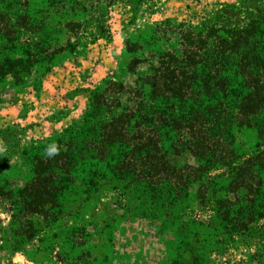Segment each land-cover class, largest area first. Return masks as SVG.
<instances>
[{"label":"rangeland","instance_id":"rangeland-1","mask_svg":"<svg viewBox=\"0 0 264 264\" xmlns=\"http://www.w3.org/2000/svg\"><path fill=\"white\" fill-rule=\"evenodd\" d=\"M86 1L67 0L62 9L59 0H0V13L8 17L0 16L5 72L0 70V264H264V218L243 233L231 234L217 218L215 204L200 202L196 184L172 205L160 190L151 192L141 181L115 175L106 167L113 161L86 162L72 173L55 222L23 213L13 220L19 189L32 177L29 150L64 129L44 130L36 112L41 92L60 75L70 77L71 88L59 98L71 107L81 104L71 124L86 112L92 92L107 81L119 80L132 89L138 75L155 63L154 54H179L187 32L197 34L202 25L215 21L218 26H242L264 14V0H98L95 10ZM23 14L45 18L44 37L39 29L29 32L21 25L17 18ZM69 20L75 23L65 25ZM48 49L53 53L50 62L23 71ZM143 90L147 92L145 86ZM77 96L82 99L75 101ZM115 97L122 107L134 104L133 96ZM55 118L53 114L46 121ZM166 131L162 145L170 162L196 165L186 148L172 155L175 136ZM233 133L239 153L255 152L253 131ZM95 169L100 178L92 186ZM226 175L217 168L204 181H212L206 184L208 191L233 201L226 194Z\"/></svg>","mask_w":264,"mask_h":264},{"label":"trees","instance_id":"trees-1","mask_svg":"<svg viewBox=\"0 0 264 264\" xmlns=\"http://www.w3.org/2000/svg\"><path fill=\"white\" fill-rule=\"evenodd\" d=\"M59 1L65 9L67 0ZM86 2L92 10L99 9L98 0ZM17 19L29 32L39 29L45 36L41 21L45 18L23 14ZM70 21L65 25L75 23ZM200 28L197 34L186 33L179 54H154L155 63L138 75L132 89L119 80L107 81L92 92L80 119L29 150L32 177L19 189L21 201L13 208L17 212L13 220L23 213L55 222L64 207L60 198L73 183L72 173L86 162L107 161H113L106 167L115 175L141 181L151 192L160 190L172 205L196 184L200 202L215 204L217 218L231 234L243 233L264 218V149H258L264 147V14L242 26H218L215 21ZM51 54L49 49L41 52L42 58L23 71L50 62ZM32 55L27 56L28 63ZM3 68L0 64L1 74ZM119 94L128 95L127 100L133 96L134 104L122 107L115 97ZM166 130L175 136L172 155L186 148L196 165L170 162L171 154L162 145ZM234 130L256 134L255 152L239 153ZM52 145L57 151L49 156L47 148ZM217 168L225 169L226 194L233 201L208 191L206 184L212 181H204V176ZM92 174L95 181L89 185L94 186L100 176L97 169Z\"/></svg>","mask_w":264,"mask_h":264},{"label":"crops","instance_id":"crops-1","mask_svg":"<svg viewBox=\"0 0 264 264\" xmlns=\"http://www.w3.org/2000/svg\"><path fill=\"white\" fill-rule=\"evenodd\" d=\"M70 77H65L64 74L60 75L59 78L54 80L53 84L44 89L39 98L37 99L39 117L42 124H44V130H49V132L57 129L61 130L65 128L80 112V105L76 103L75 106H68L66 103L62 102L60 95L67 92V89L71 88L70 86ZM82 99V96L75 97V101ZM77 99V100H76ZM40 110V111H39ZM47 113V114H46ZM36 114V113H35ZM34 114V117L36 115ZM43 114V115H42ZM55 114L57 118L53 120V123L46 121L47 116H52ZM48 132V133H49Z\"/></svg>","mask_w":264,"mask_h":264},{"label":"clouds","instance_id":"clouds-1","mask_svg":"<svg viewBox=\"0 0 264 264\" xmlns=\"http://www.w3.org/2000/svg\"><path fill=\"white\" fill-rule=\"evenodd\" d=\"M57 149L54 145L47 148V155L52 156L56 153Z\"/></svg>","mask_w":264,"mask_h":264}]
</instances>
